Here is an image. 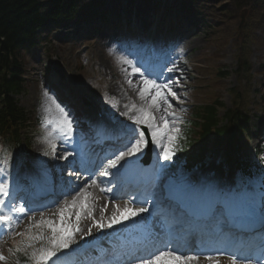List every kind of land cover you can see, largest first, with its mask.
<instances>
[{"label": "rangeland", "instance_id": "1", "mask_svg": "<svg viewBox=\"0 0 264 264\" xmlns=\"http://www.w3.org/2000/svg\"><path fill=\"white\" fill-rule=\"evenodd\" d=\"M96 1L94 0L93 3ZM108 1L110 3H107ZM164 1V5H173L177 1L175 9L180 17L179 26L181 27L179 28V32L182 37L186 25L189 27V34L185 35V38L189 39L187 42H190V44L187 45L188 51H185L187 54L185 57L199 62V69L197 71L201 73V81L205 86L203 89L191 92L194 97L191 102H194V106H197L205 100L212 99L213 96L219 97L220 101L224 98V103L228 106L234 102L232 96L228 94V90L231 89L233 93L236 89H239L241 91L240 101L245 105L246 111L252 115V119L257 121L259 119L257 117H260L264 113V102L258 93L259 88L263 89V87L259 86V82H263L264 85V42L262 43L264 40V3L262 0L205 1L211 3L214 11L219 12L223 16L222 20L219 21L218 31L213 35H210L208 26L205 27L204 23L200 24L198 21H195V19L198 20L197 16H194V19L190 13H187V15L184 14V11L180 9L179 0ZM193 2L197 4L198 0H193ZM152 5L153 3L151 1L143 3V0H106L102 3L103 7L97 8L96 10H103L102 8H104L107 13H113L123 9L128 12L143 6L141 8H144L150 13L152 12ZM161 8H164V6L158 7L157 12L160 15L162 13ZM96 10L93 4L84 1L79 5L77 14H80L82 18L89 19V26H92L95 22L94 18L97 15ZM206 18L209 20L208 15H206ZM68 24L71 28L68 27ZM92 30L82 29L78 21L68 23L66 19L48 23L44 30V34H47L49 38L47 43L34 48L29 52V57L25 55V58H23L24 68H27L25 76L28 78V81L27 90L20 96L19 104L27 111L28 116L31 114V117L34 119L38 118V121L41 122V125L31 129L32 134H34V139H32L31 143L32 146L37 142L41 143L45 139L43 136L45 134L44 126L46 125L49 112L43 107L44 100L41 97V92H45V90L42 91L44 83L46 81L49 83L48 66L52 58L60 59L64 69L66 68L71 73H75L76 76L75 71L77 69L83 83H86L87 79L90 80V74L93 70L99 72L98 66L102 67L100 70L101 74L104 75L106 72L108 77L113 74V68H116L119 72L121 69H124L123 61L126 60L124 59L125 57L119 54L120 52H117L116 49L106 46L109 44V36L104 31L99 33ZM48 31L50 33H47ZM75 35H78L79 38L77 37L75 39ZM104 37L105 40L103 39ZM245 42H247L245 53L242 52L240 56L242 58L247 57L250 79H246L247 74L242 73L243 75H240V72L237 71L236 58H240V56L236 46ZM248 50L249 53L247 55ZM117 58H121L119 59L121 63H118ZM219 68H222L226 74L222 79L216 81L213 77ZM188 73H191V71ZM192 74L194 73L192 72ZM73 79L75 82L78 81L77 77H73ZM118 79L120 80L119 77ZM127 80L136 84V79H133V76L128 77ZM194 80V78H191L192 82ZM124 83L125 85L130 84L129 81H124ZM112 84V93L119 90L118 86H122L121 84L117 85L116 77L110 79L108 85ZM218 85H220L219 88ZM92 88L96 89V86L92 85ZM133 94L134 104H137L139 102L136 100L137 93L133 91ZM124 101V99L119 101L118 97L115 96L117 108ZM160 115L159 112L157 119ZM175 127L179 129L178 124ZM192 151L193 149L190 152ZM94 198L95 196L92 200ZM102 200L105 201L103 197ZM41 226L36 225L33 227L31 223L24 224L21 228L22 237L20 234L15 233L13 237L11 236L0 240V252L5 257V259L0 261V264H16L15 258H18L16 252H19L20 255L21 253L28 252L32 257V254L34 252L39 253L41 248L50 247L49 241L51 235L47 232L48 236H46ZM40 234H43V239H38L39 241L36 239L29 240L30 236ZM46 237L48 238L45 239ZM79 241H74V244L77 245ZM15 244L17 249L14 251L12 246Z\"/></svg>", "mask_w": 264, "mask_h": 264}, {"label": "snow or ice", "instance_id": "2", "mask_svg": "<svg viewBox=\"0 0 264 264\" xmlns=\"http://www.w3.org/2000/svg\"><path fill=\"white\" fill-rule=\"evenodd\" d=\"M123 62L132 66V74L141 75L138 94L140 98L145 101V105L138 107L137 105L132 104L130 106V110L134 109L136 111V114L131 116V119L136 126L133 127L132 131L137 138L135 139V142L131 144V147H128L127 152H121L115 160L110 161V165L114 167L123 157L140 153L145 147H147L149 139L146 137V131L147 136L150 137L151 144L161 149L160 156L164 160H170L175 155V142L177 141L179 134V129L176 128L174 124V120L178 118L174 112L170 111L172 108L170 97L177 98L176 92L172 89V81L158 83L157 80L149 79L144 76L141 73V69L135 67L132 61L124 60ZM129 83L131 84V81H129ZM50 101L51 103L46 110L50 111L54 106L59 114L57 119L50 123H53L63 136L70 138L73 126L69 113L54 97H50ZM113 107H115V105H113ZM153 109L162 113L158 119L154 115ZM123 115H128V113L125 112ZM48 135L51 136L53 133L50 132ZM104 174L107 175L108 173L105 172ZM8 194L7 186L0 183V197H7ZM4 205L5 200L0 198V212L3 211ZM72 208H77V211L75 212V225L70 222L73 214L71 211ZM82 209H88V215L91 216L92 210L87 203V194L85 195V199L80 201L79 205H77V201L74 198L71 205H65L63 208L59 209L58 222L54 219H42L38 222V226L45 225L50 229L51 237L49 243L51 246L48 248H41L39 253L34 252L32 254V257L37 261V264H40L42 261L46 262L50 260L52 257L56 256L57 252L70 247L74 233L80 231L79 221L81 219ZM16 211L22 212L24 209L20 208L16 209ZM101 211L103 212L104 209H101ZM147 211L148 209L146 208L131 209L127 206L123 210L117 208V210L113 212L111 221L108 224L99 221H95V223L99 228L103 229ZM11 221V215L0 214V224H9ZM90 233L91 229H89L87 234ZM33 239H43V234L29 237V240ZM178 252L179 249H169L167 251L149 253V258L140 259L139 264H193V262L199 259L195 255H179ZM3 259H5V257L0 254V260ZM207 259L211 264H220L218 260L212 261L211 257H207ZM232 264H236L235 256L233 257Z\"/></svg>", "mask_w": 264, "mask_h": 264}, {"label": "trees", "instance_id": "3", "mask_svg": "<svg viewBox=\"0 0 264 264\" xmlns=\"http://www.w3.org/2000/svg\"><path fill=\"white\" fill-rule=\"evenodd\" d=\"M79 0H0V92L6 101L7 92L21 89V54L27 44H32L37 30L47 19L70 17L78 10ZM264 3V0H262ZM22 112L13 103L6 104L0 111V133L22 122ZM183 140L184 155L197 149L191 147V136ZM207 134L205 133L204 136ZM193 149L192 152H190Z\"/></svg>", "mask_w": 264, "mask_h": 264}, {"label": "bare ground", "instance_id": "4", "mask_svg": "<svg viewBox=\"0 0 264 264\" xmlns=\"http://www.w3.org/2000/svg\"><path fill=\"white\" fill-rule=\"evenodd\" d=\"M114 7H115V5H114ZM144 11H145L144 8H142L141 10H139V9L137 10L136 17H137L138 20H140V22H141L142 13H144ZM136 17H135V19H136ZM103 39L105 40V37H104ZM108 39H109V41H110L111 43H113V42L111 41V38H110V37H109ZM263 42H264V40L262 41V43H263ZM156 45H157V42L153 43L152 45L149 44L148 47L151 46V47H152V50H155ZM124 48H125L126 51H130L132 47L127 46V48H126V47H124ZM185 48H186V45L183 44L182 41H180L179 44H178V46L176 47V49H175L174 51H172V52H167V51H165V52H164V57L162 58V59H163V62H162V64L160 65V70H161L162 68H165V72H164V74H166V75H168V76H171V75L175 74V73H174V70H178V69H180V67H182L180 59H181V57L184 55V50H185ZM125 50H123V49L120 48L117 52H120L119 54H121L123 57H125V59H127V60L130 59L131 61H134V60L132 59V58H134V57L131 56V55H129V57H128V56H127V52H126ZM146 51H148V49H147ZM141 58H146V57H145V55L143 54V55L141 56ZM117 59H118V60H117L118 63H121V61H119V59H121V58H117ZM156 61H157V56L154 57V59L152 60V62L155 63ZM135 63L138 65V62H137V61H135ZM123 65H124V63H123ZM123 68H124V69H121L120 72L118 71L119 76H122V79H123L124 81H130V80H127L128 78L126 77V73H127L128 75L131 74V72H129L130 69H129V68H126V66H124ZM133 75H134V78H135L136 75H135V74H133ZM181 84H183V83L181 82ZM130 85L132 86V88H133L136 92L139 91V84H137V86H136V85L133 84L132 81H131V84H130ZM44 87H45V86H44ZM43 89H44V88H43ZM46 91H47V92L43 93V95L46 96V100L44 99V102H43V103H44V105H43L44 108L47 109L48 106H49V104L51 103V101H50V97H54V98L56 99V101H57L58 103H60L61 106H63V107L65 108V101H64V100H60V99L58 98V94H57L56 92L52 91L51 89H47ZM132 95H134V94H132ZM61 99H63V98H61ZM136 100L139 101V103H140L141 105H145V101H143V100L140 98L139 94H137V96H136ZM65 110H66V109H65ZM153 111L155 112V116H158V115H159V112H158V111H155L154 109H153ZM170 111H171V110H170ZM68 113H69V112H68ZM160 114H162V113L160 112ZM58 115H59L58 112L55 110V108H54V106H53L52 109L49 111V118H48V120H49V121H54V120L57 119ZM69 115H70L71 118H73L71 112L69 113ZM133 115H134V114H133ZM85 116H86V114H85ZM82 125H84V124H83V120H78V123H76V125H73V123H72V126H73L72 134H74L75 131L79 132V130L81 129ZM50 132L53 133V135L49 136L48 134H49ZM45 134H46L45 142H46V144H48L46 148H48V147H52V146L50 145V143L52 142V140H57V144H58V146H62V145H63V137H64V136L60 133V131L55 127V125H54L53 123H49V124H48V127H47V130H46ZM85 140H86V139H85ZM40 144H41V143H36V144H35V148L33 149V151H35V152L40 151ZM69 144H70V143H69ZM57 149H58V151L55 153L54 156H52V155H49V156H48L49 159H52V158H53L54 160H58V159H60V158L63 156L62 149H60V147H58ZM31 159H32V162H33V163H40V162L43 160L42 156H40V155H33V156L31 157ZM72 159L75 160V161H77V157L75 156V154L69 156V157L67 158V160L64 162L63 165L57 166L56 168L60 167V168H61L60 170H62L65 166H67V167L70 166V162H71ZM68 160H70V162H69ZM77 163H78V161H77ZM78 164H79V163H78ZM79 165H80V164H79ZM212 168H213V169H216L214 166H212ZM83 169L87 170V168H85V167H83ZM216 170H218V169H216ZM88 172H89V171H88ZM208 173H210V172H208ZM23 176L25 177L24 181H26V183H27L28 185H31V187L37 186V184L39 183L38 180L41 179L40 177H35L34 174H31V173H29V172H24ZM149 182H150V180H149ZM47 185H48V184H47ZM14 187H16V189H19V190L17 191V194H18V193H24V191H25V186H23L22 184H17V183L15 182ZM204 187H205V186H204ZM157 188H158V187H157ZM150 190H151V189H150ZM146 191H147V190H144V191H141V192H146ZM213 191H215V190H213ZM68 192H69V191H68ZM250 193H251V196L254 195L252 192H250ZM135 194H136V193H135ZM82 195H83V194H82ZM82 195H80V193L78 192V194H77L76 196L71 197L70 199H63L64 197H60V198H58L57 200H59V199H63V200H61V202H60L59 204H57V211L59 212V209L63 208L65 205H71V203H72V201H73L74 198H75V200L77 201V205H79L80 201H82V200L85 199V196H82ZM54 196H56V195H54ZM210 198H211V196H210ZM53 199H54V198H53ZM53 199H52V202H55V201H53ZM87 200H88V192H87ZM52 202H51V203H52ZM237 202H240V201H233L232 203H230V204L228 205L227 209H236V208L240 207V208H238V209H236V210L242 211V212L245 214L244 208L242 207V203H237ZM253 202H255V201H253ZM51 203H50V204H51ZM87 203H88V202H87ZM34 204H36V202H34ZM88 206H89V208L92 210V207H91L90 203H88ZM247 206H249V205H247ZM104 207H105L104 205H103V206H100L101 209H103ZM36 208H37V206H36ZM246 209H248V210H252L253 212H256V211H257L256 208H252V209H251V207H246ZM36 210H38V209H36ZM71 211H72L73 214H72V216H71L70 222H71L73 225H75V224H76L75 212L77 211V208H72ZM50 212H51V210H48V209H47V210H45L43 213H41L39 216H35V217H33V218H35V220H36L38 217H43L44 215H47V214H49ZM216 214H220V212H216ZM246 214H247V212H246ZM87 215H88V209H82V210H81V219H80V221L83 220V219L85 218V216H87ZM99 215H100L101 218H106V217L108 216V214H105V213L102 212V211H101V213H100ZM47 219H54V220H56V221L58 222V221H59V215L57 214V215H55V216H53V217H50V218H47ZM159 219H160V218H159ZM216 220H217V219L215 218V219L213 220V222H215ZM80 221H79V223H81ZM32 222L34 223V220H32ZM79 228H80V227H79ZM41 229L46 233V236H48V235H47V232H51L50 229H48L45 225H42ZM259 234L262 235V232H260ZM50 235H51V234H50ZM222 236H224V235H222ZM47 238H48V237H46L45 239H47ZM222 240H225V239L222 238L221 236H220V237H216V239H211V241H215L213 244H215L216 242L221 243ZM256 240H258V242H262L263 237H259V238L256 239ZM262 244H263V243H262ZM262 244H260V245H258V246H257V245H254V248H255V249H258V250L263 249V248L260 247V246H262ZM198 246H200V244H199ZM235 252H239V251H235ZM250 260H251V259H250Z\"/></svg>", "mask_w": 264, "mask_h": 264}]
</instances>
